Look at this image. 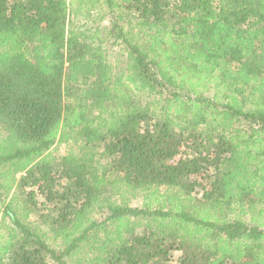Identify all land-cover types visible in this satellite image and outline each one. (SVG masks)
<instances>
[{"label":"trees","instance_id":"16d2710c","mask_svg":"<svg viewBox=\"0 0 264 264\" xmlns=\"http://www.w3.org/2000/svg\"><path fill=\"white\" fill-rule=\"evenodd\" d=\"M83 250L264 264V0H0V264Z\"/></svg>","mask_w":264,"mask_h":264},{"label":"rangeland","instance_id":"374dc122","mask_svg":"<svg viewBox=\"0 0 264 264\" xmlns=\"http://www.w3.org/2000/svg\"><path fill=\"white\" fill-rule=\"evenodd\" d=\"M79 1H81V0H79ZM83 1H85V0H83ZM91 12V10L90 9H88V12H86V14H84V15H78L77 16V19H78V21H82V20H86V19H88L90 16H89V13ZM107 19H105V20H103L102 22H100V21H96V24H98V23H101V25H106L107 24V21H106ZM118 49V47L116 48V50ZM117 52V51H116ZM114 55H116V54H114ZM122 58L120 57V56H118V55H116V56H114L113 58H111V61L112 62H116L117 60H121ZM118 68V67H117ZM117 70V69H116ZM55 147H60V149H61V147H62V145H56ZM20 176V173H18L17 174V177H19ZM126 200H127V202L130 204V205H132V206H138V205H142V197H133V196H131V195H129V197H127V198H125ZM91 216H92V218L93 219H95V220H101V219H103L102 218V214H101V211H98V210H95V211H93L92 212V214H91ZM80 254L79 255H77L76 257H75V260L79 263V264H82V263H84L85 262V258H87V255H86V253H85V251L83 250V251H80L79 252ZM52 263H53V261H52Z\"/></svg>","mask_w":264,"mask_h":264}]
</instances>
